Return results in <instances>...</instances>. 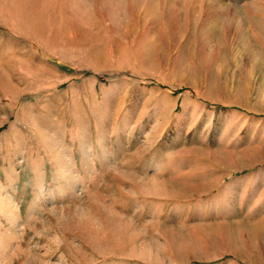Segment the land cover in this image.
Listing matches in <instances>:
<instances>
[{"label":"rangeland","instance_id":"obj_1","mask_svg":"<svg viewBox=\"0 0 264 264\" xmlns=\"http://www.w3.org/2000/svg\"><path fill=\"white\" fill-rule=\"evenodd\" d=\"M0 264H264V0H0Z\"/></svg>","mask_w":264,"mask_h":264}]
</instances>
